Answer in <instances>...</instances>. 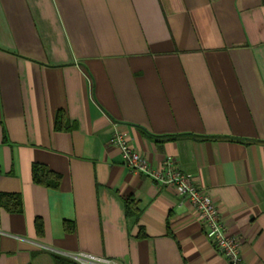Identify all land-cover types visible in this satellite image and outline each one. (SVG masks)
<instances>
[{
	"label": "crops",
	"instance_id": "1",
	"mask_svg": "<svg viewBox=\"0 0 264 264\" xmlns=\"http://www.w3.org/2000/svg\"><path fill=\"white\" fill-rule=\"evenodd\" d=\"M115 130L153 167L173 157L264 264V0H0V193L21 198L0 206V264H228Z\"/></svg>",
	"mask_w": 264,
	"mask_h": 264
},
{
	"label": "built area",
	"instance_id": "2",
	"mask_svg": "<svg viewBox=\"0 0 264 264\" xmlns=\"http://www.w3.org/2000/svg\"><path fill=\"white\" fill-rule=\"evenodd\" d=\"M108 143L112 147L119 149L124 164L130 170L142 173L158 183L171 187L176 194L188 201V204L192 206L203 225L202 230L206 239L216 248L228 264H244L240 253L239 241L227 230L225 223L219 216L217 204L213 202V199L207 193L199 190L190 175H185L180 170L173 157L166 156L160 161L158 166L153 167L128 142L126 135L116 130L112 133ZM68 257L77 264H121L109 258L84 252Z\"/></svg>",
	"mask_w": 264,
	"mask_h": 264
},
{
	"label": "trees",
	"instance_id": "3",
	"mask_svg": "<svg viewBox=\"0 0 264 264\" xmlns=\"http://www.w3.org/2000/svg\"><path fill=\"white\" fill-rule=\"evenodd\" d=\"M62 117L61 112H58L56 119ZM31 177L35 184L42 185L48 188H57L60 182V175L48 169L46 166L34 163L31 166ZM131 198L124 199L125 208L128 214H131ZM0 206L9 212L21 211V198L17 193H0ZM53 264H77L71 258L67 256L51 253Z\"/></svg>",
	"mask_w": 264,
	"mask_h": 264
}]
</instances>
